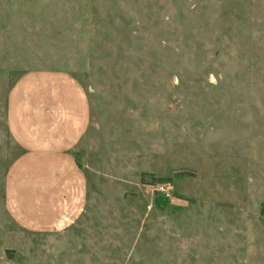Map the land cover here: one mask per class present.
Wrapping results in <instances>:
<instances>
[{"label": "rangeland", "instance_id": "374dc122", "mask_svg": "<svg viewBox=\"0 0 264 264\" xmlns=\"http://www.w3.org/2000/svg\"><path fill=\"white\" fill-rule=\"evenodd\" d=\"M43 71L89 109L86 205L47 229L5 201L8 96ZM0 264H264V0H0Z\"/></svg>", "mask_w": 264, "mask_h": 264}, {"label": "crops", "instance_id": "0c3cea01", "mask_svg": "<svg viewBox=\"0 0 264 264\" xmlns=\"http://www.w3.org/2000/svg\"><path fill=\"white\" fill-rule=\"evenodd\" d=\"M6 115L23 149L6 175L7 208L28 226L73 224L87 197V173L74 151L89 123L83 89L65 73H24L9 93Z\"/></svg>", "mask_w": 264, "mask_h": 264}, {"label": "trees", "instance_id": "16d2710c", "mask_svg": "<svg viewBox=\"0 0 264 264\" xmlns=\"http://www.w3.org/2000/svg\"><path fill=\"white\" fill-rule=\"evenodd\" d=\"M153 177V176H152ZM165 179L163 178H155L153 182L151 183H157V182H163Z\"/></svg>", "mask_w": 264, "mask_h": 264}]
</instances>
